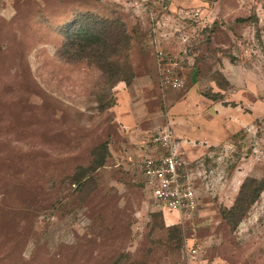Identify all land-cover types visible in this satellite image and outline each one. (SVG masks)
I'll list each match as a JSON object with an SVG mask.
<instances>
[{
    "label": "rangeland",
    "instance_id": "1",
    "mask_svg": "<svg viewBox=\"0 0 264 264\" xmlns=\"http://www.w3.org/2000/svg\"><path fill=\"white\" fill-rule=\"evenodd\" d=\"M213 3L230 11L207 22ZM82 15L127 43L70 41ZM166 122L187 214L141 183ZM263 174L264 0H0V264H264V190L235 228L221 216Z\"/></svg>",
    "mask_w": 264,
    "mask_h": 264
},
{
    "label": "built area",
    "instance_id": "2",
    "mask_svg": "<svg viewBox=\"0 0 264 264\" xmlns=\"http://www.w3.org/2000/svg\"><path fill=\"white\" fill-rule=\"evenodd\" d=\"M148 142L160 149L140 165L142 187L151 206L166 215L193 211L197 205L194 178L174 141L172 125L166 122Z\"/></svg>",
    "mask_w": 264,
    "mask_h": 264
},
{
    "label": "trees",
    "instance_id": "3",
    "mask_svg": "<svg viewBox=\"0 0 264 264\" xmlns=\"http://www.w3.org/2000/svg\"><path fill=\"white\" fill-rule=\"evenodd\" d=\"M80 19L89 20L90 24L87 22L81 23ZM121 27L123 26L118 19L107 20L93 15H82L68 25L70 30L66 33V36L70 39V41L80 38L84 43L88 42L89 44L109 39V52L117 53L121 50L123 44H126L128 41L127 33H125V30ZM96 52H98V49H96ZM114 67L115 70L112 76H116L120 71V67ZM207 97L210 96L207 95ZM222 97L223 96L220 93H216L211 96L213 100L214 98L221 99ZM263 190L264 174L261 178L250 176L246 177L239 187L233 204L221 211L222 218L225 219L232 226V228H235L241 219L246 215L248 209L259 199ZM110 264L117 263L113 261Z\"/></svg>",
    "mask_w": 264,
    "mask_h": 264
},
{
    "label": "crops",
    "instance_id": "4",
    "mask_svg": "<svg viewBox=\"0 0 264 264\" xmlns=\"http://www.w3.org/2000/svg\"><path fill=\"white\" fill-rule=\"evenodd\" d=\"M210 7V10H208V9H206L205 10V12H206V14H207V16L208 17H206L205 18V21H207V22H209V21H211V20H213L210 16H211V14H213V12L215 13H217V12H219V13H222V12H224V11H230V8H226V7H222V5H220V4H218V3H213L211 6H209ZM233 68H235V69H239L240 67H239V65H237V64H233ZM234 69V70H235ZM221 71L223 72V70L221 69ZM224 73V72H223ZM225 74V73H224ZM227 79L229 80V82H230V84H233V83H235L234 81H231L228 77H227ZM216 106H218V104H215V108H216ZM172 122V121H171ZM177 122V121H176ZM204 139V138H203Z\"/></svg>",
    "mask_w": 264,
    "mask_h": 264
}]
</instances>
